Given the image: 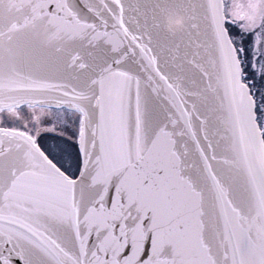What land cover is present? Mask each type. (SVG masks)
<instances>
[{
    "label": "snow or ice",
    "instance_id": "snow-or-ice-1",
    "mask_svg": "<svg viewBox=\"0 0 264 264\" xmlns=\"http://www.w3.org/2000/svg\"><path fill=\"white\" fill-rule=\"evenodd\" d=\"M0 264H264V0H0Z\"/></svg>",
    "mask_w": 264,
    "mask_h": 264
},
{
    "label": "clouds",
    "instance_id": "clouds-1",
    "mask_svg": "<svg viewBox=\"0 0 264 264\" xmlns=\"http://www.w3.org/2000/svg\"><path fill=\"white\" fill-rule=\"evenodd\" d=\"M179 24H180V21L179 20H177V21H175V26H179Z\"/></svg>",
    "mask_w": 264,
    "mask_h": 264
}]
</instances>
